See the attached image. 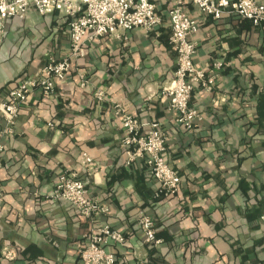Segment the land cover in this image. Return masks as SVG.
<instances>
[{"label": "crops", "instance_id": "obj_1", "mask_svg": "<svg viewBox=\"0 0 264 264\" xmlns=\"http://www.w3.org/2000/svg\"><path fill=\"white\" fill-rule=\"evenodd\" d=\"M151 1L162 18L155 29L89 42L49 97L38 90L28 95L12 135L2 134L0 113V249H16L13 260L0 264H81L77 250L89 221L68 202L47 200L63 171L76 173L87 195L108 206L96 225L126 233L124 245L107 246L118 264H264V25L235 14L214 20L186 5L198 24L194 63L224 66L211 92L193 89L189 106L199 117L184 129L162 93L176 67L166 15L173 0ZM68 48L69 28L58 13L30 9L6 19L0 106L16 81ZM96 89L104 100L93 97ZM114 103L141 122L159 123L164 156L180 175L175 196H155L144 158L125 163ZM82 153L90 164L82 163ZM140 211L154 221L161 239L155 248L143 241Z\"/></svg>", "mask_w": 264, "mask_h": 264}, {"label": "built area", "instance_id": "obj_2", "mask_svg": "<svg viewBox=\"0 0 264 264\" xmlns=\"http://www.w3.org/2000/svg\"><path fill=\"white\" fill-rule=\"evenodd\" d=\"M188 4L214 20L235 14L248 19L254 26L264 25V5L256 0H173L166 15L170 27L168 41L176 53V67L162 93L167 98L169 109L175 113L174 121L184 129H190L199 117L197 110L189 106L193 89L200 86L204 91L211 92L216 73L224 66L221 60H215L205 68L194 63L196 41L192 35L197 32L198 24L187 13ZM30 9L39 15H62L69 28V48L62 58L49 57L36 74L24 75L9 88L0 106L4 122L2 134L6 135L13 134L16 118L26 104L28 95L38 90L43 97H49L54 92L56 82L66 78L72 63L84 56L89 42L108 36L117 37L121 31L138 27L149 32L162 21L151 0H0V38L6 19L24 16ZM80 77L79 85L86 86V79ZM93 97L104 100L105 93L102 89H96ZM111 112L121 128L120 144L126 157L125 163L144 158L150 174L158 183L156 197L175 196L181 180L164 156L166 137L159 123L141 122L117 103L112 105ZM2 150L0 143V167ZM80 159L84 164L92 162L86 153H82ZM47 200L68 202L80 217L89 221V228L83 235L85 240L77 250L81 264H118L114 252L107 250V246L124 245L127 235L108 224H95L96 219L106 214L109 208L87 195L84 183L76 173L63 171L47 195ZM137 223L144 243L153 246L161 243L156 236L154 221L148 214L140 211ZM15 257L14 246L4 245L0 249V259L11 261Z\"/></svg>", "mask_w": 264, "mask_h": 264}, {"label": "trees", "instance_id": "obj_3", "mask_svg": "<svg viewBox=\"0 0 264 264\" xmlns=\"http://www.w3.org/2000/svg\"><path fill=\"white\" fill-rule=\"evenodd\" d=\"M145 160V159H144ZM130 164H132V163H130ZM129 164V165H130ZM146 164V163H145ZM147 167V166H146ZM176 170V169H175ZM177 172V171H176ZM178 173V172H177ZM147 174H148V177H150V178H153L152 177V175L150 174V172H149V169H148V167H147ZM178 175H179V173H178ZM180 176V175H179ZM154 179V178H153ZM155 180V179H154ZM157 188H158V183H157V187H156V190H157ZM155 193H156V191H155ZM156 196V195H155ZM158 198V197H157ZM155 232H156V229H155ZM157 233V232H156ZM147 245H149V247H152V248H155V246H153V245H151V244H147Z\"/></svg>", "mask_w": 264, "mask_h": 264}]
</instances>
